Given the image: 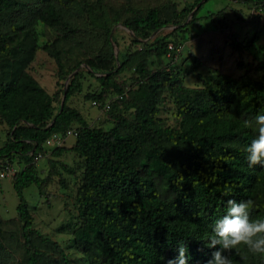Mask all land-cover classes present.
Here are the masks:
<instances>
[{
    "label": "trees",
    "instance_id": "trees-1",
    "mask_svg": "<svg viewBox=\"0 0 264 264\" xmlns=\"http://www.w3.org/2000/svg\"><path fill=\"white\" fill-rule=\"evenodd\" d=\"M36 1L39 7L29 8L22 0H0V123L6 128L0 168L14 158L26 163L10 177L25 264H37L30 234L50 243L62 264H69L54 242L31 230L32 218L22 191L42 183L31 162L38 152L49 154L42 150L44 141L52 134L63 136L72 125L73 144L52 148L51 155L69 152L83 161L74 197L79 227L73 240L88 264H167L178 256L181 245L188 250V264H207L215 250L207 247L212 226L225 213L228 199H251L250 219H264V167H250L246 159V148L258 134L255 117L264 114V73L257 80L218 73L200 88H187L178 74L162 69L156 72L157 87L139 96L142 104L133 120L113 116V128H90L83 116L66 104L73 88L78 87L73 86L74 77L64 87L62 103L53 109L55 93L48 94L25 71L35 43L8 46L9 38L17 32L25 29L32 33L36 22L47 27L62 24V9L74 0H57L56 5L51 0ZM240 2L264 12V0ZM182 13L184 10L178 15ZM4 23L11 34L1 32ZM123 25L140 40L166 27L155 7L136 13ZM102 28L107 42L105 22ZM166 39L153 40L155 57L172 53ZM51 54L61 78V63L56 52ZM144 63L141 60L136 65L137 82L145 76ZM79 65L76 63L71 72ZM86 66L101 74L96 79L103 89L111 86L120 92L111 79L123 63L115 72H99L91 62ZM163 89L172 99L177 128L163 127L156 117V97ZM97 98L93 96V101ZM246 120L253 121V126H245ZM138 155L139 160L131 164ZM1 250L0 242V255ZM224 254L232 264H264V254L252 253L244 245Z\"/></svg>",
    "mask_w": 264,
    "mask_h": 264
},
{
    "label": "rangeland",
    "instance_id": "rangeland-1",
    "mask_svg": "<svg viewBox=\"0 0 264 264\" xmlns=\"http://www.w3.org/2000/svg\"><path fill=\"white\" fill-rule=\"evenodd\" d=\"M22 1L29 8L39 7L36 0ZM194 1L74 0L65 3L62 24L47 27L36 22L31 26L32 33L25 29L17 32L9 38L8 46L14 48L34 42L35 49L25 71L48 94L55 93L53 109L62 103L64 87L74 77L73 86L78 84V87L73 88L66 104L77 109L90 128L106 131L116 125L113 116L133 120L136 108L142 104L141 93L157 87L156 72L159 70L171 69L187 88H200L213 81L218 73L232 78L246 75L254 80L264 73L263 10L240 0H200L198 5H194ZM51 2L58 4L57 0ZM153 7L158 9L166 27L140 40L124 27L123 22ZM183 10L184 13L178 15ZM103 22L109 28L108 43L104 40ZM1 32L11 34L8 23L3 24ZM163 36H167L165 42L176 51L169 57L157 58L152 52L153 40ZM51 52H56L61 63V78L57 77ZM141 60L145 62V76L137 82L139 76L135 68ZM88 62L98 67L99 72H115L118 64L123 63L122 69L111 79L120 92L111 86L103 89L96 79L101 74L91 72L86 66ZM76 63H80L79 67L71 72ZM93 96H99L96 101L100 105L108 104L109 109L92 107ZM117 96L122 99L117 101ZM155 106L161 125L177 128L172 99L165 89L156 97ZM5 135L6 128L0 123V146L5 142ZM73 139V136L64 138L62 147L70 146ZM45 151L49 154L31 162L42 180L40 187L31 185L22 191L32 218L31 230L54 242L69 264H88L73 240V232L79 227L74 197L80 184L83 161L73 153L53 156L51 149ZM138 160L139 155L130 163L135 164ZM10 165L18 172L26 163L14 158ZM16 204L10 177L0 179V264H25ZM29 237L31 248L37 254V264H62L50 243L40 242L35 234Z\"/></svg>",
    "mask_w": 264,
    "mask_h": 264
},
{
    "label": "clouds",
    "instance_id": "clouds-1",
    "mask_svg": "<svg viewBox=\"0 0 264 264\" xmlns=\"http://www.w3.org/2000/svg\"><path fill=\"white\" fill-rule=\"evenodd\" d=\"M245 126H253V121H244ZM257 136L246 148L250 167H264V114L255 117ZM253 206L251 199L237 202L228 199L226 211L212 226V235L207 247L215 249L207 264H232L225 252H231L240 245L246 246L252 253L264 254V219H250L249 209ZM178 256L169 259L167 264H188L187 249L181 245L177 248Z\"/></svg>",
    "mask_w": 264,
    "mask_h": 264
},
{
    "label": "built area",
    "instance_id": "built-area-1",
    "mask_svg": "<svg viewBox=\"0 0 264 264\" xmlns=\"http://www.w3.org/2000/svg\"><path fill=\"white\" fill-rule=\"evenodd\" d=\"M167 49L169 51H176L173 46L171 44H167ZM170 53H167V57H169ZM117 100L121 99V96H117L116 97ZM91 106L94 108H101V110H107L109 109V105L104 103V104H99L96 101H92L91 102ZM75 133L73 130H69L66 131L65 134L59 135V134H52L50 135L43 143V147L46 148L47 150H50L52 148H58L60 146H62L63 144V140L64 138H66L67 136H73L74 137ZM45 153V152H44ZM44 155H42L41 153H36V155L34 156V159H41ZM14 174V170L13 168L9 165V164H5L2 168H0V179H3L5 177H11Z\"/></svg>",
    "mask_w": 264,
    "mask_h": 264
},
{
    "label": "crops",
    "instance_id": "crops-1",
    "mask_svg": "<svg viewBox=\"0 0 264 264\" xmlns=\"http://www.w3.org/2000/svg\"><path fill=\"white\" fill-rule=\"evenodd\" d=\"M41 87V86H40ZM42 88V87H41ZM43 89V88H42ZM47 92V91H46ZM48 93V92H47ZM77 110V109H76ZM78 111V110H77ZM79 112V111H78ZM80 113V112H79ZM81 114V113H80ZM82 115V114H81ZM83 116V115H82ZM87 123V122H86ZM88 125V124H87ZM89 126V125H88ZM74 128H75V126H74ZM74 128H72V130L74 129ZM73 141H74V139H73ZM73 144V143H72ZM71 144V145H72ZM70 145V146H71ZM70 146H68V147H70ZM68 147H66V148H68ZM42 150H43V152H45V153H47L45 150H47L46 148H44L43 146H42Z\"/></svg>",
    "mask_w": 264,
    "mask_h": 264
},
{
    "label": "water",
    "instance_id": "water-1",
    "mask_svg": "<svg viewBox=\"0 0 264 264\" xmlns=\"http://www.w3.org/2000/svg\"><path fill=\"white\" fill-rule=\"evenodd\" d=\"M63 96H64V94H63ZM63 96H62V97H63Z\"/></svg>",
    "mask_w": 264,
    "mask_h": 264
}]
</instances>
